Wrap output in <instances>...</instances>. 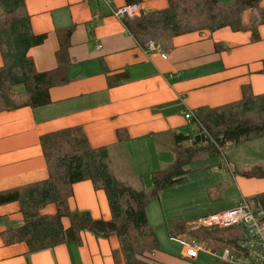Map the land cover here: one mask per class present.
Segmentation results:
<instances>
[{
	"label": "crops",
	"instance_id": "crops-1",
	"mask_svg": "<svg viewBox=\"0 0 264 264\" xmlns=\"http://www.w3.org/2000/svg\"><path fill=\"white\" fill-rule=\"evenodd\" d=\"M219 1L226 8L234 0ZM132 2L140 3L145 12L168 7V0L24 1L33 35L45 36L28 52L35 70L56 68L60 38L70 32V81L50 88L46 106L0 112V192L46 180L40 137L80 127L91 148L106 149L116 178L137 192L151 193L153 173L168 169L176 160L175 136L194 133L191 122L184 118L186 112L195 114L202 108L237 103L244 87L254 96L264 95V0L250 9L256 41L250 28L189 33L176 37L173 49L163 50L166 60L139 47L123 22L111 15V9ZM249 16L244 13L242 18L248 21ZM216 44L220 50L216 51ZM182 145L194 150L199 147L190 140ZM186 170L184 183L160 190L157 198L146 204L159 250L138 259L149 264H196L206 253L199 252L189 260L172 238L188 235L184 240H201L186 233H171L172 225L187 229L196 219L236 207L244 196L235 173L253 178L264 174V137L233 147L199 150ZM71 188V210L88 211L94 219L109 220L103 191L94 190L89 181ZM245 190L244 195H248V188ZM54 208L47 205L41 214L54 215ZM62 223L67 226L68 220ZM21 224L18 203L0 206V233ZM210 234L201 241L210 247L220 249L228 239L225 232ZM118 248L115 236L101 239L89 232L81 234L80 245L69 243L32 253L24 243L7 246L0 237V264H124L121 260L116 263L112 256Z\"/></svg>",
	"mask_w": 264,
	"mask_h": 264
},
{
	"label": "trees",
	"instance_id": "trees-1",
	"mask_svg": "<svg viewBox=\"0 0 264 264\" xmlns=\"http://www.w3.org/2000/svg\"><path fill=\"white\" fill-rule=\"evenodd\" d=\"M24 1L0 0V55L3 62L0 67V112L46 106L50 103V88L70 81L67 75L70 32L60 38L55 52L56 68L47 72L35 70L28 52L40 45L45 36L33 35L29 16L24 12ZM257 6L258 0H234L226 8L220 6L219 0H168L164 10L144 12L140 18L122 22L143 49L153 42L163 50H171L173 40L178 36L214 32L224 27L234 32L250 28L252 40L256 41V23L253 21L245 27L242 17L247 10ZM261 21L264 22V16ZM215 49L220 50V46L216 44ZM116 79L120 78L117 76ZM251 114H255L257 120H252ZM195 116L200 126L194 121L191 123L194 133L175 136L176 160L168 169L153 173V189L149 194L137 192L123 179L116 178L106 149L91 148L80 127L41 136L48 176L44 181L0 192V206L18 203L22 215L21 225L0 233L3 243L7 246L24 243L32 253L69 243L80 245L81 234L89 232L96 238H117L119 248L112 251L116 263L121 260L124 264H149L138 259L159 250L156 231L146 216L148 201L157 198L160 190L184 183L186 166L199 150L233 147L264 137V95L254 96L248 87L243 88L239 102L216 109L202 108ZM189 140L199 147L195 150L184 148L182 144ZM257 175L264 177L263 173ZM84 181L91 182L94 190L104 192L109 220L94 219L88 211L69 208L71 187ZM255 200L264 208V194ZM50 204L55 205L56 213L41 214ZM63 219L68 220L67 226L63 225ZM172 227L171 233H188L185 226L179 228L174 224ZM206 232L188 234L204 241L211 235L210 231Z\"/></svg>",
	"mask_w": 264,
	"mask_h": 264
},
{
	"label": "built area",
	"instance_id": "built-area-1",
	"mask_svg": "<svg viewBox=\"0 0 264 264\" xmlns=\"http://www.w3.org/2000/svg\"><path fill=\"white\" fill-rule=\"evenodd\" d=\"M144 12L142 5L137 2L111 9V15L120 21L140 18ZM146 49L159 53L163 60L167 59L159 44L149 42ZM184 118L191 123L195 121L194 124L200 126L194 113L188 111ZM187 227L188 233L213 231L217 234H228V242L225 240L220 249L195 239L184 240L188 235L184 238H172L181 245L183 256L189 260L195 259L199 252H203L228 264H264V208L255 200L242 197L236 207L196 219Z\"/></svg>",
	"mask_w": 264,
	"mask_h": 264
},
{
	"label": "rangeland",
	"instance_id": "rangeland-1",
	"mask_svg": "<svg viewBox=\"0 0 264 264\" xmlns=\"http://www.w3.org/2000/svg\"><path fill=\"white\" fill-rule=\"evenodd\" d=\"M247 15H250V20L246 21L244 18L242 19L243 20V24L245 27H248V25H250L253 21L251 20L253 18L252 16V10H248L245 12ZM162 59V58H161ZM252 120H257L256 119V115L255 114H251L249 116ZM187 135V132L184 133V135ZM235 176L236 178H240V181H239V187L243 189V192H247V189L248 188V195H244V193L242 192L243 194V198L245 199H249V200H255V198L260 195V194H264V177H258V178H253V177H243L241 173H235ZM245 179V180H243ZM238 191H240L238 189ZM149 194V193H148ZM256 201V200H255ZM258 205H260V203L257 201ZM55 210V208H54ZM51 214V213H49ZM211 215V214H210ZM188 229V227H187ZM196 264H228V263H223L221 261H218L216 260L215 258L209 256V255H206V254H201L199 256V260L196 262Z\"/></svg>",
	"mask_w": 264,
	"mask_h": 264
}]
</instances>
